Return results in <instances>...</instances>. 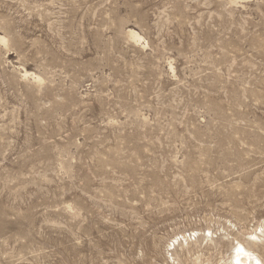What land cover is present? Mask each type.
I'll use <instances>...</instances> for the list:
<instances>
[{
  "label": "rangeland",
  "instance_id": "rangeland-1",
  "mask_svg": "<svg viewBox=\"0 0 264 264\" xmlns=\"http://www.w3.org/2000/svg\"><path fill=\"white\" fill-rule=\"evenodd\" d=\"M254 233L264 264V0H0V264H229Z\"/></svg>",
  "mask_w": 264,
  "mask_h": 264
},
{
  "label": "bare ground",
  "instance_id": "bare-ground-1",
  "mask_svg": "<svg viewBox=\"0 0 264 264\" xmlns=\"http://www.w3.org/2000/svg\"><path fill=\"white\" fill-rule=\"evenodd\" d=\"M130 35L133 37L132 39H135L136 41L140 40V38L137 35H135L133 33H130ZM188 236H190V235H188ZM179 238H181L183 240L184 236H181V235L175 236L171 240V241H173L172 246L174 245L175 242H177V240ZM258 239L259 238L257 237V234L254 233V234H250L248 236V238H247L248 243L246 246H244L242 243H240L238 241L234 242L235 244L232 248V253H231V256L229 259V264H261V261H260L258 255L255 253V248H256L255 242Z\"/></svg>",
  "mask_w": 264,
  "mask_h": 264
}]
</instances>
